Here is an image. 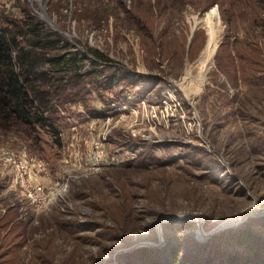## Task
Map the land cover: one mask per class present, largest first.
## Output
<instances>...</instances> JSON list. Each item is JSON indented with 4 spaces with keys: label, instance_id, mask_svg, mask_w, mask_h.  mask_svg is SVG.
Returning <instances> with one entry per match:
<instances>
[{
    "label": "rangeland",
    "instance_id": "obj_1",
    "mask_svg": "<svg viewBox=\"0 0 264 264\" xmlns=\"http://www.w3.org/2000/svg\"><path fill=\"white\" fill-rule=\"evenodd\" d=\"M28 14L85 52V68L99 51L101 79L119 78L58 108L62 146L46 130L0 128V149L41 163L63 188L37 210L0 164V264H126L141 248L168 255L173 230L223 250L228 231L263 219L264 0H0V26L38 59L46 85L57 67ZM228 221L241 223L215 232ZM253 228L264 241V226ZM178 248L194 251L189 239Z\"/></svg>",
    "mask_w": 264,
    "mask_h": 264
},
{
    "label": "trees",
    "instance_id": "obj_2",
    "mask_svg": "<svg viewBox=\"0 0 264 264\" xmlns=\"http://www.w3.org/2000/svg\"><path fill=\"white\" fill-rule=\"evenodd\" d=\"M27 17L30 30L37 36V42L42 44L44 61L57 67V76L56 79H49L46 85L40 84L38 59L31 57L21 42L8 34V27L0 26V128L11 130L17 124H25L35 132L46 130L56 144L62 146L61 131L57 126L58 108L62 104L85 100L84 95L89 92L88 84L98 90L111 88L119 75L114 72L101 79L96 63L108 59L103 53L97 51L93 66L85 68L82 63L86 58L85 52L73 50L71 42L64 40L60 33L46 28L41 20L31 14ZM253 225L264 226V217L262 220L251 218L242 227L228 231L224 242L229 246L223 250L215 249L216 242L221 239H214L206 247L194 237H185L173 230L180 241L178 244L176 239L172 243L168 255L159 254L152 248H141L128 257L126 264H141L150 257L156 261L150 264H264V241L258 237ZM184 239H189L194 247V251H189L187 255H181L178 248Z\"/></svg>",
    "mask_w": 264,
    "mask_h": 264
},
{
    "label": "built area",
    "instance_id": "obj_3",
    "mask_svg": "<svg viewBox=\"0 0 264 264\" xmlns=\"http://www.w3.org/2000/svg\"><path fill=\"white\" fill-rule=\"evenodd\" d=\"M0 164L11 168L16 186L37 210L47 207L63 192L61 185L59 186L58 183L50 185V182L47 183L39 175L40 171L37 166L42 169L41 163L34 167L32 161L27 159L23 153L2 148L0 149Z\"/></svg>",
    "mask_w": 264,
    "mask_h": 264
},
{
    "label": "bare ground",
    "instance_id": "obj_4",
    "mask_svg": "<svg viewBox=\"0 0 264 264\" xmlns=\"http://www.w3.org/2000/svg\"><path fill=\"white\" fill-rule=\"evenodd\" d=\"M218 17H219L218 10L214 9L210 14L207 22V27L210 31V39H209L210 42L209 45L206 47L203 56L199 59V64L202 69L201 71L202 80L205 77L208 66L217 48Z\"/></svg>",
    "mask_w": 264,
    "mask_h": 264
},
{
    "label": "water",
    "instance_id": "obj_5",
    "mask_svg": "<svg viewBox=\"0 0 264 264\" xmlns=\"http://www.w3.org/2000/svg\"><path fill=\"white\" fill-rule=\"evenodd\" d=\"M260 214H264V209L261 211ZM240 223H241V221H239L238 223H235L234 221H228V222L222 224L220 227H217V228L215 229V232L220 231V230H223V229H225V228L234 227V226H236V225H238V224H240ZM204 235H205V234H204Z\"/></svg>",
    "mask_w": 264,
    "mask_h": 264
}]
</instances>
